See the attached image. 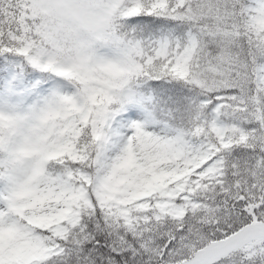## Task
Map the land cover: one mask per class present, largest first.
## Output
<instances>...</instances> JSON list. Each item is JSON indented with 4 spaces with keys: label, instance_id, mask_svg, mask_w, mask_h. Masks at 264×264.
I'll return each mask as SVG.
<instances>
[{
    "label": "snow or ice",
    "instance_id": "snow-or-ice-1",
    "mask_svg": "<svg viewBox=\"0 0 264 264\" xmlns=\"http://www.w3.org/2000/svg\"><path fill=\"white\" fill-rule=\"evenodd\" d=\"M0 264H264V0H0Z\"/></svg>",
    "mask_w": 264,
    "mask_h": 264
}]
</instances>
